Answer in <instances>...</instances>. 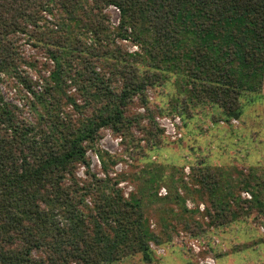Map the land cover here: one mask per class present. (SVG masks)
Segmentation results:
<instances>
[{
  "label": "trees",
  "instance_id": "16d2710c",
  "mask_svg": "<svg viewBox=\"0 0 264 264\" xmlns=\"http://www.w3.org/2000/svg\"><path fill=\"white\" fill-rule=\"evenodd\" d=\"M112 5L119 10L115 27L108 21ZM55 9L64 13L59 26L46 16ZM116 37L140 50L127 52ZM21 39L46 54L39 66L21 54ZM24 64L37 71L34 79ZM170 72L185 78L178 92L186 96L170 107L156 106L158 112L183 116L209 104L221 113L213 119L239 118L245 92L264 94V0H0V264H100L130 248L151 259L148 239L154 234L144 200L125 197L118 186L128 175L99 178L87 171L81 184L76 170L89 165L86 151L103 128L125 142L138 139L139 131L147 139L142 146L137 141L140 148H157L163 131L153 114L132 106L138 96L148 107L146 90L163 85ZM5 82L29 91L33 119L6 99ZM72 85L75 91L68 93ZM100 156L105 170V160L115 162ZM216 170L194 161L190 182L182 170L180 185L171 191L167 184L166 195L148 200L177 201L184 205L181 213L188 211L180 188L189 193L198 185L199 193L216 195L230 185V177L213 178ZM244 186L251 199L223 192L237 207L219 208L214 226L248 217L261 201L264 182ZM56 210L69 219L67 226L55 218Z\"/></svg>",
  "mask_w": 264,
  "mask_h": 264
},
{
  "label": "rangeland",
  "instance_id": "374dc122",
  "mask_svg": "<svg viewBox=\"0 0 264 264\" xmlns=\"http://www.w3.org/2000/svg\"><path fill=\"white\" fill-rule=\"evenodd\" d=\"M107 13L109 24L115 27L116 24L113 22L117 21L118 13L111 9H108ZM46 16L52 21L53 26L57 23L59 26V23L65 21L62 19L64 13L57 9L51 14L46 13ZM115 42L121 44L127 52L140 50L139 45H133L126 39L116 37ZM18 43H21V54L29 59L33 58L38 66L46 59L43 51L37 50L25 40L21 39ZM22 68L28 71L33 79L37 76V71L27 64L22 65ZM184 82L185 78L181 74L170 72L164 78L163 85L146 90L150 101L148 107L138 102V96L134 99L132 111L153 114L157 127L163 131V137L157 136L158 146L155 150L147 149L145 152L137 145L138 140L141 146L147 142L139 131H135L138 139L125 142L122 135L113 134L110 129L103 128L94 147L86 151L89 165L80 164L76 170V177L81 184L87 180V171L95 173L99 178L127 174L126 178H121L118 186L125 197L135 195L144 200L143 214L147 218L149 230L154 234L150 240L148 239L151 249L150 260L143 259L141 253L132 254L130 248L122 257L116 260L105 259L100 264H207L205 261L209 258L213 259V264H264V195L244 219L233 220L223 226H214L213 216L224 204L236 210L237 202L234 197L223 195V192L229 194L228 191L232 189L235 194H240L242 199H250L245 195L246 192L252 195L251 188L245 187L244 182H249L251 186L264 182V94L244 93L241 98L242 114L236 119V123L232 122L233 119L230 122L213 119L219 118L221 113L215 106L209 104L192 108L190 113L186 110L188 112L183 114L184 119L177 113L158 112L156 106L163 104L162 107H170L171 101H180L186 96L178 92L180 84ZM1 86L6 99L24 107L23 115L28 120L33 119L32 108L27 104L28 99L31 100L29 91L23 89V92H20L10 82L2 83ZM74 91L75 86L72 85L68 93ZM76 100L80 102L79 99ZM68 108H72L71 103L68 104ZM164 116L180 117L182 120V126L179 127L180 136L172 138L166 128L160 126L157 121ZM143 122L148 126V118H144ZM168 130L171 131L169 128ZM101 153L105 156L111 155L115 161L112 163L105 160L106 170L103 167ZM199 160L211 168H218L214 171L213 178L223 181L230 177L229 188L216 191V195H208V192L199 193L198 190L202 186L199 188L198 185L191 186L197 191L189 193L180 188V193L186 197L185 206L188 209L183 213L180 209L182 206L184 208V205L181 206L176 203L177 201L148 200L152 195H159L162 187L167 194L169 192L167 184L171 191L180 185L182 170L184 179L190 182L193 162ZM135 169L137 173L132 174V170ZM166 175L178 180L176 184H172V180ZM261 189L264 194V186ZM87 201L91 203L90 198H87ZM159 209L161 214L157 212ZM170 209L173 210V214L167 213ZM189 209L194 212L190 213ZM162 210L166 213L162 214ZM54 213L55 218L61 222L60 225L67 226L70 223L69 219L57 210Z\"/></svg>",
  "mask_w": 264,
  "mask_h": 264
},
{
  "label": "built area",
  "instance_id": "2783aa9c",
  "mask_svg": "<svg viewBox=\"0 0 264 264\" xmlns=\"http://www.w3.org/2000/svg\"><path fill=\"white\" fill-rule=\"evenodd\" d=\"M109 9L115 10L118 13L117 21L116 22H113L114 24H117L118 23V20H119V10H118V8H116L115 6L112 5V6L109 7ZM157 122L160 124V126L166 128L167 133L171 134L172 135V138H175L177 136H180L179 131H181V128L179 130V127L182 126V120L180 119L179 116H175V117L164 116L163 118L162 117L159 118ZM232 122L233 123H236L237 122L236 118H233ZM168 128L171 131H169ZM185 170H187V168ZM162 194H166V190H165L164 187H162L160 189L159 196H164ZM245 196L247 198H250L251 199V195H248L247 192H246V195ZM205 262L207 264H213V259H210L209 258Z\"/></svg>",
  "mask_w": 264,
  "mask_h": 264
}]
</instances>
